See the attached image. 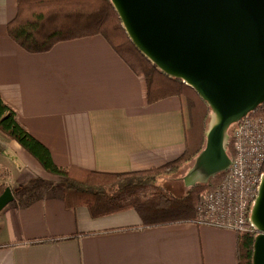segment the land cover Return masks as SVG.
<instances>
[{"label": "crops", "instance_id": "crops-1", "mask_svg": "<svg viewBox=\"0 0 264 264\" xmlns=\"http://www.w3.org/2000/svg\"><path fill=\"white\" fill-rule=\"evenodd\" d=\"M16 13L17 0H0V95L57 165L133 171L185 151L178 95L148 103L144 78L99 34L26 51L8 34ZM24 151L0 138V183L29 186L32 196L29 206L15 196L0 212V264H239L232 229L145 226L134 209L93 218L86 206L68 208L64 184L44 188Z\"/></svg>", "mask_w": 264, "mask_h": 264}, {"label": "trees", "instance_id": "trees-1", "mask_svg": "<svg viewBox=\"0 0 264 264\" xmlns=\"http://www.w3.org/2000/svg\"><path fill=\"white\" fill-rule=\"evenodd\" d=\"M7 30L30 53L48 51L60 41L102 35L115 50L127 56L136 73L144 78L148 103L172 95L182 100L186 148L179 157L147 169L108 172L57 165L50 149L30 133L17 111L0 95V138L18 142L46 172L64 178L66 206L71 209L86 206L93 218L134 209L145 226L195 222L200 193L214 188L225 172L211 178L209 183L187 187L180 196L170 192L165 183L174 176L181 178L180 171L203 148L210 107L182 79L168 76L149 61L131 41L111 0H17V13L7 24ZM251 114L264 115V103ZM228 150L234 156L232 140ZM44 182L41 181L47 190L57 188L53 182ZM7 187L12 189L18 203L29 206L32 198L29 186L17 188L0 183V195ZM255 236L256 232L251 230L237 232L239 264H253Z\"/></svg>", "mask_w": 264, "mask_h": 264}, {"label": "water", "instance_id": "water-1", "mask_svg": "<svg viewBox=\"0 0 264 264\" xmlns=\"http://www.w3.org/2000/svg\"><path fill=\"white\" fill-rule=\"evenodd\" d=\"M131 41L210 107L205 142L181 176L186 187L228 170L233 127L264 103V0H111ZM15 200L0 195V212ZM249 223L253 264H264V173Z\"/></svg>", "mask_w": 264, "mask_h": 264}, {"label": "built area", "instance_id": "built-area-1", "mask_svg": "<svg viewBox=\"0 0 264 264\" xmlns=\"http://www.w3.org/2000/svg\"><path fill=\"white\" fill-rule=\"evenodd\" d=\"M235 154L222 179L200 193L196 223L254 231L249 215L264 173V115L249 114L232 129Z\"/></svg>", "mask_w": 264, "mask_h": 264}, {"label": "rangeland", "instance_id": "rangeland-1", "mask_svg": "<svg viewBox=\"0 0 264 264\" xmlns=\"http://www.w3.org/2000/svg\"><path fill=\"white\" fill-rule=\"evenodd\" d=\"M209 115H210V113H209ZM208 119H209V116H208ZM207 123H208V120H207ZM206 129H207V127H206ZM205 132H206V130H205ZM204 142H205V135H204ZM24 154L27 157H29V159H31V161H34L35 162V165H38V167H40L41 170L38 173L35 172V171H33L34 172V177L35 178H39L38 180L40 182L42 181L43 183H45L44 182L45 181L44 177H48V178L50 177L51 178V182L54 183V186L55 187H57V188L59 187L60 188L62 186V184H64V183H62L61 180H59V176H55V175H51L50 173H47L44 170V168L38 163V161L35 158L31 157L25 151H24ZM187 169H188V166L187 167H184L180 171L181 172L180 175L182 176L186 172ZM165 186L168 187V189H169L170 192H172L173 194L179 195V196L180 195H183L185 193V191H186V188H187L186 185L184 184V182L182 181V179L179 178L178 176H174L170 180H168L167 183H165Z\"/></svg>", "mask_w": 264, "mask_h": 264}, {"label": "bare ground", "instance_id": "bare-ground-1", "mask_svg": "<svg viewBox=\"0 0 264 264\" xmlns=\"http://www.w3.org/2000/svg\"><path fill=\"white\" fill-rule=\"evenodd\" d=\"M256 232V231H255Z\"/></svg>", "mask_w": 264, "mask_h": 264}]
</instances>
